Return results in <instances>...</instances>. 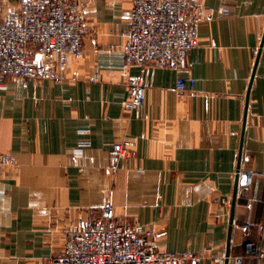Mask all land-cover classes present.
Listing matches in <instances>:
<instances>
[{
    "label": "crops",
    "instance_id": "1",
    "mask_svg": "<svg viewBox=\"0 0 264 264\" xmlns=\"http://www.w3.org/2000/svg\"><path fill=\"white\" fill-rule=\"evenodd\" d=\"M85 2L83 56L64 82L0 85V155L15 159L0 164V264H47L66 229L107 203L146 224L162 251L199 264L229 251L224 264H236L252 239L263 255L244 264H264V0H194L203 20L188 70L146 69L141 119L124 107L127 75L139 73L122 49L133 1ZM18 3L0 0V20ZM123 138L134 153L112 174ZM239 167L253 175L248 189L237 188Z\"/></svg>",
    "mask_w": 264,
    "mask_h": 264
},
{
    "label": "built area",
    "instance_id": "2",
    "mask_svg": "<svg viewBox=\"0 0 264 264\" xmlns=\"http://www.w3.org/2000/svg\"><path fill=\"white\" fill-rule=\"evenodd\" d=\"M132 1L130 31L122 49L127 67L139 73L127 75L124 107L141 119L146 103V69L154 66L187 71L189 53L199 45L203 17L202 7L193 12L194 0ZM86 13L85 0H19L17 9L0 20V85L10 78L64 82L70 59L83 56ZM212 45H216L214 40ZM95 78H99L98 73ZM177 88H186L184 78L177 80ZM134 146L135 141L128 138L113 143L108 165L112 174L117 173L122 159L133 155ZM14 160L10 155H0V164ZM237 175L240 187L252 185L251 173L240 169ZM152 234L144 223L119 219L114 206L107 203L89 223L66 229L63 251L50 257L47 264H199V257L193 253L160 250ZM262 255L259 244L248 239L244 254L236 256L235 262L244 264L245 259ZM226 260L227 256H221L214 264Z\"/></svg>",
    "mask_w": 264,
    "mask_h": 264
},
{
    "label": "water",
    "instance_id": "3",
    "mask_svg": "<svg viewBox=\"0 0 264 264\" xmlns=\"http://www.w3.org/2000/svg\"><path fill=\"white\" fill-rule=\"evenodd\" d=\"M264 44V40H263V43H262V45ZM258 60V59H257ZM254 74H255V71H254ZM252 85V84H251ZM240 170V167L238 168V171ZM237 177H238V175H237ZM238 182H239V177H238V181H237V188H238ZM237 188H236V190H237ZM227 260L226 261H229V257H230V252L228 251L227 252Z\"/></svg>",
    "mask_w": 264,
    "mask_h": 264
}]
</instances>
